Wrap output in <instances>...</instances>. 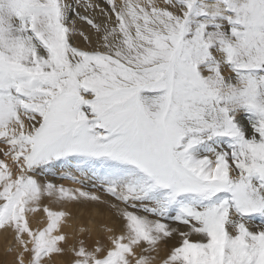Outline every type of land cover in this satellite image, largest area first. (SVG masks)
I'll return each instance as SVG.
<instances>
[{"label":"snow or ice","instance_id":"snow-or-ice-1","mask_svg":"<svg viewBox=\"0 0 264 264\" xmlns=\"http://www.w3.org/2000/svg\"><path fill=\"white\" fill-rule=\"evenodd\" d=\"M104 3L0 0L14 264H264V0ZM45 197L113 223L69 246Z\"/></svg>","mask_w":264,"mask_h":264},{"label":"bare ground","instance_id":"bare-ground-1","mask_svg":"<svg viewBox=\"0 0 264 264\" xmlns=\"http://www.w3.org/2000/svg\"><path fill=\"white\" fill-rule=\"evenodd\" d=\"M94 2L105 6L100 0H94ZM77 42L79 43V41ZM58 177L59 173H57L56 177L49 176L48 179L53 180L55 183L63 184L66 188L75 189L79 187V185H74L71 180H60ZM44 206L49 207L53 211H65L69 213L65 222L61 224V232L68 237L69 246L75 244L78 247L79 241L84 240L85 246L91 249L95 246V241L99 239L98 234L102 232L103 227L113 223V217L110 213L90 204L81 205L75 202L57 203L55 198L45 197L41 201V209ZM28 218L30 226L34 230L47 226V216L42 210L35 214H29ZM82 228L90 231L81 232L80 229ZM16 247L15 234L11 231L0 230V264H14L16 253L9 254L8 249ZM163 255L164 253L162 252L161 256ZM71 259V255L68 257H56L52 261V264H69ZM157 264H159V260Z\"/></svg>","mask_w":264,"mask_h":264},{"label":"rangeland","instance_id":"rangeland-1","mask_svg":"<svg viewBox=\"0 0 264 264\" xmlns=\"http://www.w3.org/2000/svg\"><path fill=\"white\" fill-rule=\"evenodd\" d=\"M101 2H103V4H105L104 3V0H100ZM105 7H106V5H105ZM80 43V42H79ZM81 46H83V43H81ZM0 157H2V156H0ZM2 159V158H1ZM70 182V181H69ZM73 183V182H72ZM74 185H77L78 186V184H74ZM80 186V185H79Z\"/></svg>","mask_w":264,"mask_h":264}]
</instances>
